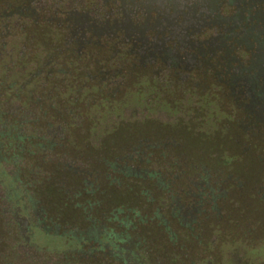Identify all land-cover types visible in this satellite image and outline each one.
Masks as SVG:
<instances>
[{"label": "flooded vegetation", "instance_id": "flooded-vegetation-1", "mask_svg": "<svg viewBox=\"0 0 264 264\" xmlns=\"http://www.w3.org/2000/svg\"><path fill=\"white\" fill-rule=\"evenodd\" d=\"M13 54L33 67L31 79L59 73L123 100L133 123L176 114L197 116L201 128L264 131V0H0V61ZM244 134L247 150L260 149L264 138ZM194 169L191 202H172L183 227L201 217L206 196L220 214L216 203L242 188L232 174L210 186V172Z\"/></svg>", "mask_w": 264, "mask_h": 264}, {"label": "rangeland", "instance_id": "rangeland-1", "mask_svg": "<svg viewBox=\"0 0 264 264\" xmlns=\"http://www.w3.org/2000/svg\"><path fill=\"white\" fill-rule=\"evenodd\" d=\"M126 95L137 102V95ZM120 114H114L113 120L104 115L96 125L87 124L106 132L96 143L100 149H91V153L84 151L92 145H87L81 131L72 128L69 134L77 138L55 144L51 148L53 157H43L31 148L35 139L27 149L8 145L5 159L17 153L29 163L27 169L32 173L24 169L27 164L23 162L20 180L39 182L40 190L50 198L44 206V226L49 231H68L74 226L84 230L91 225L94 230L137 245L147 264H208L207 260L209 264H264V259L258 263L244 257L264 256V158H255L264 157V143L262 151L247 150L243 138L236 136L244 132L224 126L218 130L209 123L201 128L192 120L197 116L174 114L150 119L143 113L146 125H140L139 116H133L138 117L133 123L132 118ZM255 133L244 135L250 141L264 138V131ZM74 146L83 152L74 150ZM63 154L74 155L78 162L67 168ZM36 165L41 172H35ZM200 165L214 177L210 186L225 174H232L239 177L242 188L227 190L226 199L215 205L220 214L206 196L201 217L192 227H183L173 216L172 202L174 198L182 204L191 202L188 192L195 190L190 182L196 181L192 174L198 171L194 166ZM53 167H59L55 168L59 174ZM128 167L131 171L125 169ZM65 242L63 247L67 246ZM31 243L43 257L61 251L49 235L34 232ZM258 243L261 245L256 250L251 249ZM95 264H102V260Z\"/></svg>", "mask_w": 264, "mask_h": 264}, {"label": "trees", "instance_id": "trees-1", "mask_svg": "<svg viewBox=\"0 0 264 264\" xmlns=\"http://www.w3.org/2000/svg\"><path fill=\"white\" fill-rule=\"evenodd\" d=\"M13 59L14 54L10 59L5 57L0 61V264H46L48 261H52L49 264H95L98 259L102 260V264H147L142 249L137 245L103 230H94L91 225L84 230L74 226L68 231H49L43 223L46 216L44 206L50 200L47 192L40 190L39 182L30 184L20 180L19 168L23 162L26 163L21 154L11 153L8 159L4 158L8 145H15L19 150L24 146L27 149L31 147L30 140L34 139L36 141L31 148L43 157H53L51 148L55 144L64 139L69 143V139L73 138L69 134L71 128L81 131L80 135L87 139V145H92L84 152H94L91 149H100L101 145L96 143L99 144L106 132L103 128L87 124L96 125L95 121L104 115L111 120L115 119L117 113L124 116L123 100L113 103L97 90L87 87L89 82L82 86L81 82L67 81L59 73H52V78H46L41 71L40 76L31 79L29 75L33 67L23 61L17 65V62H12ZM40 69L44 68L40 66ZM113 105H120V110L109 109ZM79 148L74 146V150L80 151ZM62 156L66 159L64 164L67 168L77 161L74 155ZM56 162L59 163V160ZM26 164L24 169L32 173L27 169L29 163ZM33 168L35 172L42 171L40 166ZM55 168L59 167H53V172L59 174ZM20 218L26 219L28 231L23 230ZM90 227L93 230L89 231ZM34 232L51 236L61 251L41 256V251L31 243ZM64 241L67 244L65 247L62 246ZM260 245L258 243L251 249L256 250ZM244 257L258 263L264 259V256ZM205 263L209 264L210 261Z\"/></svg>", "mask_w": 264, "mask_h": 264}, {"label": "water", "instance_id": "water-1", "mask_svg": "<svg viewBox=\"0 0 264 264\" xmlns=\"http://www.w3.org/2000/svg\"><path fill=\"white\" fill-rule=\"evenodd\" d=\"M19 222H20V224H21V226H22L24 231H28L29 230L28 223H27L26 219L20 218Z\"/></svg>", "mask_w": 264, "mask_h": 264}]
</instances>
